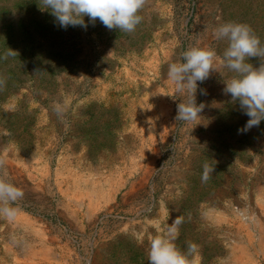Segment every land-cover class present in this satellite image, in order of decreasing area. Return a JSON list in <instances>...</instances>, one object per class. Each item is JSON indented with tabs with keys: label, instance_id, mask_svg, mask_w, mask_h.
Listing matches in <instances>:
<instances>
[{
	"label": "rangeland",
	"instance_id": "1",
	"mask_svg": "<svg viewBox=\"0 0 264 264\" xmlns=\"http://www.w3.org/2000/svg\"><path fill=\"white\" fill-rule=\"evenodd\" d=\"M38 5L0 0V162L24 193L14 222L0 216V264H148L177 217L176 247L198 245L191 264H264V121L238 132L249 117L218 64L191 125L163 80L190 47L222 57L220 23L264 43V0H145L131 34L88 17L65 30Z\"/></svg>",
	"mask_w": 264,
	"mask_h": 264
},
{
	"label": "clouds",
	"instance_id": "2",
	"mask_svg": "<svg viewBox=\"0 0 264 264\" xmlns=\"http://www.w3.org/2000/svg\"><path fill=\"white\" fill-rule=\"evenodd\" d=\"M144 2L145 0H39L38 7L47 11L54 18V23L65 30L69 26L86 29L88 25L84 18L88 17L93 25L98 18L109 30L116 29L131 34L142 23L143 17L139 13ZM212 36L216 41L227 42L222 57L217 56L214 50L193 46L179 53L178 59L168 64L163 80L173 87L175 95L181 100L177 105L175 121L191 125L200 118L203 105L198 106L196 103L198 82L205 81L210 71L218 72V64L236 74L224 81L223 91L230 94L233 102L238 101L243 114L249 117L244 128L238 129V132H246L264 121V43L244 23H220L213 28ZM12 53L10 50L6 55L10 56ZM250 58H259L258 68L247 62ZM4 83L0 78V87ZM201 91L203 94V90ZM65 110L66 104L54 102L53 111L58 116H62ZM211 171L207 165L204 166L202 183L210 179ZM7 175L0 162V216L11 223L19 214V208L13 205L23 198L24 193L4 179ZM181 223L182 218L177 217L168 225L165 236H156L150 240L146 252L148 264H191L189 258L198 254V245L189 242L186 251L182 252L174 244Z\"/></svg>",
	"mask_w": 264,
	"mask_h": 264
}]
</instances>
